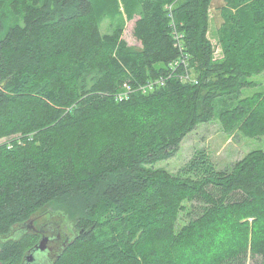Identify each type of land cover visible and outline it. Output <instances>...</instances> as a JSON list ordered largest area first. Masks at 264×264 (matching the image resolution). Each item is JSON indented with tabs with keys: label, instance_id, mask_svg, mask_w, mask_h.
Segmentation results:
<instances>
[{
	"label": "trees",
	"instance_id": "16d2710c",
	"mask_svg": "<svg viewBox=\"0 0 264 264\" xmlns=\"http://www.w3.org/2000/svg\"><path fill=\"white\" fill-rule=\"evenodd\" d=\"M212 1L0 0V264L46 216L78 232L52 264H264L263 150L153 168L199 124L264 136V0H222L219 58Z\"/></svg>",
	"mask_w": 264,
	"mask_h": 264
},
{
	"label": "rangeland",
	"instance_id": "374dc122",
	"mask_svg": "<svg viewBox=\"0 0 264 264\" xmlns=\"http://www.w3.org/2000/svg\"><path fill=\"white\" fill-rule=\"evenodd\" d=\"M222 0H213L209 10V25L207 37L211 41L214 49V58L221 55V47L217 44V29L222 22L220 8L223 6ZM6 25L12 24L15 19L8 12ZM14 19V20H13ZM134 20L126 21L122 38L129 46H137L138 42L132 36V27ZM22 24V21L20 22ZM108 21L101 23L100 31L102 34L108 33L110 27ZM109 27V28H108ZM254 82L251 88L242 90L241 97H247L256 93L264 92V73L253 76L250 79ZM240 127L232 132H226L222 129L218 120L209 123L199 124L195 130L187 134L180 144L174 157L160 161L153 165V168H161L171 173L178 172L179 169L189 160L195 150L204 149L217 169L229 168L234 162L244 157L252 150L264 151V136L249 137L244 134ZM4 140H0L2 142ZM48 217L37 218L39 221ZM47 219L45 220L46 222ZM66 232L73 235L72 224L67 223Z\"/></svg>",
	"mask_w": 264,
	"mask_h": 264
},
{
	"label": "water",
	"instance_id": "95a60500",
	"mask_svg": "<svg viewBox=\"0 0 264 264\" xmlns=\"http://www.w3.org/2000/svg\"><path fill=\"white\" fill-rule=\"evenodd\" d=\"M33 220H29L26 223L19 225L12 232L11 236H14L17 233H24L31 229V224ZM60 226L66 225L62 222L59 223ZM59 232L57 231L56 234ZM78 232L75 231L74 238L77 237ZM58 235H53L52 237L43 236L40 240L30 249L23 257L22 264H52V262L59 257L62 250L66 248V246L70 243V237L65 235L63 237L62 242L59 244L57 248H51L48 246L47 242L52 240H58Z\"/></svg>",
	"mask_w": 264,
	"mask_h": 264
},
{
	"label": "flooded vegetation",
	"instance_id": "af4514ba",
	"mask_svg": "<svg viewBox=\"0 0 264 264\" xmlns=\"http://www.w3.org/2000/svg\"><path fill=\"white\" fill-rule=\"evenodd\" d=\"M45 220L46 219H43L41 221L38 220L36 223L33 221V223L31 224V229H28V231L35 232L39 236V240L43 236L52 237L53 235L59 234L58 240L47 242L48 246L51 248H57L62 242L65 235H68L70 237V240L73 239L75 231L71 236L70 233L66 232V227L60 226V222H58L55 218L47 219L48 222H46ZM57 231L59 232L58 234H56Z\"/></svg>",
	"mask_w": 264,
	"mask_h": 264
},
{
	"label": "built area",
	"instance_id": "2783aa9c",
	"mask_svg": "<svg viewBox=\"0 0 264 264\" xmlns=\"http://www.w3.org/2000/svg\"><path fill=\"white\" fill-rule=\"evenodd\" d=\"M167 9L170 10L171 9V6H167ZM173 38H174V41H175V46L180 50L182 51V48H181V40H182V35L178 32H174L173 33ZM180 64H185V60L182 59L180 61ZM177 65V64H176ZM188 77V76H186ZM162 84V81L161 80H156L154 82H150L147 86H145L142 90V92H145L147 89H151L153 88L155 85H161ZM124 88L126 90H130V87L125 85Z\"/></svg>",
	"mask_w": 264,
	"mask_h": 264
}]
</instances>
